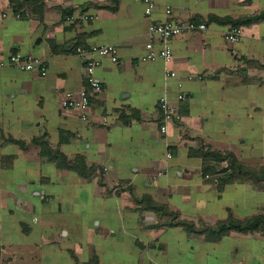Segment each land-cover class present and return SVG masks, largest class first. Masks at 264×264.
<instances>
[{
  "label": "crops",
  "instance_id": "crops-1",
  "mask_svg": "<svg viewBox=\"0 0 264 264\" xmlns=\"http://www.w3.org/2000/svg\"><path fill=\"white\" fill-rule=\"evenodd\" d=\"M21 1L17 9L0 0V61L31 53L48 73L0 69V264L32 247L72 253L76 264H264L261 229L211 239L171 219L175 213L199 227L264 215V179L217 172L204 155L219 151L264 167V17L246 21L264 1L157 0L149 16L137 0ZM169 7L173 18L208 29L172 37L170 62L142 61L150 24L166 20ZM74 13L95 17L73 20ZM231 26L243 28L237 42L226 38ZM101 44L116 45L119 60L103 58L96 71L103 90L85 118L62 105L66 91L87 85L85 60L72 50ZM164 94L183 116L168 134L160 129ZM36 138L69 159L82 155L90 175L43 156ZM145 196L169 211L147 208Z\"/></svg>",
  "mask_w": 264,
  "mask_h": 264
},
{
  "label": "built area",
  "instance_id": "built-area-1",
  "mask_svg": "<svg viewBox=\"0 0 264 264\" xmlns=\"http://www.w3.org/2000/svg\"><path fill=\"white\" fill-rule=\"evenodd\" d=\"M141 1L145 6L146 15H151L156 7L157 0H137ZM169 17L166 20L159 22H152L149 26V39L145 44V52L141 56L142 61L156 60L159 58L170 62L173 59V48L171 45L172 37L191 32V31H206L208 25L194 18L186 21H179L173 18L172 9H167ZM94 15L88 13H74L71 19L75 20L81 18L84 21L94 18ZM243 35V28L241 26H231L226 32V38L230 42H237ZM74 54L81 56L85 60V79L87 85L78 93L74 91H66L62 105L65 108H78L83 111V117H87L88 111L91 108V99L95 94H99L103 90L102 81L97 77L96 71L102 65L103 58H110L112 61L119 60V49L114 44H101L83 46L77 45L72 50ZM6 65H13L25 71H38L41 75H47V63L41 57L35 54L14 53L10 55L8 61H0V69ZM167 76H172V71L168 68ZM189 78H194L190 75ZM177 86L179 92L177 93V100L183 101L186 98L184 87V80L182 77H177ZM160 109L162 111V121L160 129L162 134H168L170 125L174 122L182 120V114L178 106L172 101L168 94H164L159 100ZM167 156L172 157V150L169 148ZM162 174V172H159Z\"/></svg>",
  "mask_w": 264,
  "mask_h": 264
},
{
  "label": "trees",
  "instance_id": "trees-1",
  "mask_svg": "<svg viewBox=\"0 0 264 264\" xmlns=\"http://www.w3.org/2000/svg\"><path fill=\"white\" fill-rule=\"evenodd\" d=\"M14 4L17 5V9L22 8L23 2L21 0H11ZM264 17V11L249 16L246 19H233L231 17H224V18H218L214 16L215 19H221L222 21L226 20H235V24L237 25V22L241 21H253L258 20ZM77 46V45H76ZM35 141L40 144L41 146V154L43 156L48 157L51 161L57 162V164L60 167H67L73 170H76L78 173H80L83 176H89L91 169L88 168L85 158L82 155H77L74 159H69L60 149L53 148L49 142L45 138H36ZM205 156H222L221 152L219 151H206L204 152ZM233 163L237 164L239 166V171L247 172L252 171L254 172V179L255 180H263L264 179V167L262 168V175H259V171L257 169H249L245 165H242L239 163L236 158H233ZM145 201L147 202V208H153L156 211H169V207L164 204H160L153 199H151L149 196H145ZM171 219L173 220V224H179L182 225L186 230L191 232H201L205 233L208 238L211 239H217L221 237L223 234L229 232L232 229L240 230V231H250L255 229H261L264 231V215H257L251 219H237L234 216L230 215L227 219L219 221L216 225H209V224H202L201 226H197L195 222L188 220V219H178V215L175 213H171ZM92 264H99L97 259H93Z\"/></svg>",
  "mask_w": 264,
  "mask_h": 264
},
{
  "label": "rangeland",
  "instance_id": "rangeland-1",
  "mask_svg": "<svg viewBox=\"0 0 264 264\" xmlns=\"http://www.w3.org/2000/svg\"><path fill=\"white\" fill-rule=\"evenodd\" d=\"M262 11H264V10H262ZM222 155H224V157L219 156V155L211 156L215 159L216 164L218 165L217 172L228 171V168L232 169V171L239 169L238 165L233 164V158H234L233 156L229 155L228 153H225ZM227 157H228V159H227ZM248 168L253 169L250 167H248ZM262 168L257 169V171L260 170L258 172L259 175L263 174L261 171ZM239 172H242V175L245 177L254 178L253 177L254 172H252V171H247V172L239 171ZM67 213H66V218H69ZM52 217H53V215H49L50 220ZM70 220L72 221L71 223H73V222L76 223V221H74V219L70 218ZM30 242H32V241H30ZM28 248H30V247H28ZM7 249L6 250L4 249L3 252H1V257H3L5 260H9V257H10V252ZM50 249H51V247H50ZM17 254H19V253H17ZM13 264H76V257H74L72 255V253H67L63 250L61 251V253L56 254L51 249V252L49 254V253H47L46 249L32 247L29 250L28 255H18L17 257H15Z\"/></svg>",
  "mask_w": 264,
  "mask_h": 264
}]
</instances>
